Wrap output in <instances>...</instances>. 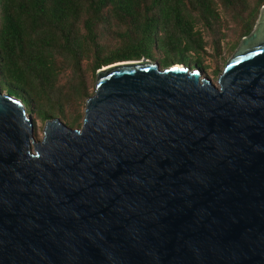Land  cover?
Returning <instances> with one entry per match:
<instances>
[{"label": "water", "instance_id": "water-1", "mask_svg": "<svg viewBox=\"0 0 264 264\" xmlns=\"http://www.w3.org/2000/svg\"><path fill=\"white\" fill-rule=\"evenodd\" d=\"M0 264H264V5L216 85L115 63L39 141L0 90Z\"/></svg>", "mask_w": 264, "mask_h": 264}, {"label": "trees", "instance_id": "trees-1", "mask_svg": "<svg viewBox=\"0 0 264 264\" xmlns=\"http://www.w3.org/2000/svg\"><path fill=\"white\" fill-rule=\"evenodd\" d=\"M263 5L264 0H0V90L38 119L59 117L78 127L102 67L145 58L160 68L204 69V32L217 39V55L220 50V28L214 34L218 7L239 22V41L252 31ZM104 34L118 45L107 50L99 42Z\"/></svg>", "mask_w": 264, "mask_h": 264}, {"label": "rangeland", "instance_id": "rangeland-1", "mask_svg": "<svg viewBox=\"0 0 264 264\" xmlns=\"http://www.w3.org/2000/svg\"><path fill=\"white\" fill-rule=\"evenodd\" d=\"M218 9H219L220 17H221L220 26L215 29L214 34H216L218 32V29L220 28V32H219L220 34H217L215 36V38H218V37L220 38L219 54L217 55V53H215V51L213 49V42H212V41H215L217 39H214V37H212L209 32H204V39H205V41H207V46L205 48L206 52H205V54L201 55L202 66L204 69L197 68L201 73V77L209 79L212 82V84H214V85H216L218 76L222 72L227 61L233 56L234 52L236 51V49H237V47H238V45L242 39V38L239 39V41L237 40L238 27H239V22L237 21V19L234 18L232 13L226 12L221 7H218ZM236 40H237V42H236ZM99 42L107 50L109 48H114L118 45L117 38L112 37L111 35H108V34H104L103 37L100 38ZM235 42L237 43L236 46L233 45V43H235ZM155 56L161 57L159 54H155ZM142 59H145V58H141L140 60H132V61H141ZM148 60H151V59H148ZM151 61L154 63H157V60H151ZM124 62H126V61H124ZM117 63H120V62H117ZM113 64H115V63H113ZM175 65H177V64H175ZM184 66L192 68V69L196 68V67H190L189 65H184ZM102 68H104V67H102ZM87 78L89 79V83H90V79H91L90 75ZM94 84H95V81H94ZM90 86L91 87L89 89V92L92 95L93 91H94V87H92V85H90ZM2 92H5V91H2ZM84 109H85V102L83 103V106L80 109V111L82 113V117L80 118V122H79L78 127H71L72 126L71 124L66 125V126L69 128H72V129L79 128L81 126L82 119L84 116ZM27 111L28 110L26 108V112ZM27 114L30 115L31 118L33 119V122H34V138L37 141H39L43 137V127H44V123L47 120V118H41L40 117L38 119L35 117V115L33 113L27 112ZM57 118L61 121V123L64 124V122L59 117H57Z\"/></svg>", "mask_w": 264, "mask_h": 264}]
</instances>
